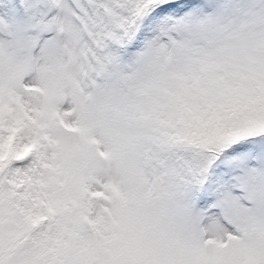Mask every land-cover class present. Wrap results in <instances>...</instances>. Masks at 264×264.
I'll use <instances>...</instances> for the list:
<instances>
[{
	"label": "snow or ice",
	"instance_id": "1",
	"mask_svg": "<svg viewBox=\"0 0 264 264\" xmlns=\"http://www.w3.org/2000/svg\"><path fill=\"white\" fill-rule=\"evenodd\" d=\"M0 264H264V0H0Z\"/></svg>",
	"mask_w": 264,
	"mask_h": 264
}]
</instances>
